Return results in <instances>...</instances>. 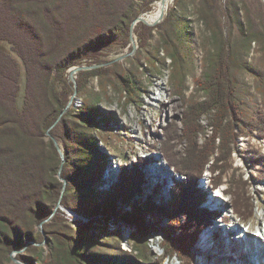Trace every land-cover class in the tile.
<instances>
[{"label":"trees","instance_id":"16d2710c","mask_svg":"<svg viewBox=\"0 0 264 264\" xmlns=\"http://www.w3.org/2000/svg\"><path fill=\"white\" fill-rule=\"evenodd\" d=\"M158 1L148 0L138 9L136 0H0V42L13 46L28 74L25 109L20 112L16 62L0 45V264H7L10 255L24 251L29 242L36 245L26 250L36 255L45 238L52 252L42 264H121L120 253L127 255L125 264H140L148 253L143 231L148 220L154 218L169 221L161 230L165 239L164 258L177 257L182 264H193L191 251L198 233L216 222L215 214L206 206L208 192L200 187V181L210 173L218 175L212 178L214 188L224 185L234 168L239 133L245 132L247 125H253L264 135V114L258 112L257 123L245 121L237 102L236 85L225 78L229 62L238 70L242 68L244 49L262 37L259 32L245 33L240 26L242 41L231 51L227 50L215 15L219 1L202 0L201 18L214 31L217 49L207 60L204 76L197 81L207 100L204 103L188 100L182 130L175 122L165 130L166 140L162 142L160 153L183 178L173 181L169 202H158L150 193L142 202L134 200L144 196V168L148 166V159L140 160L132 169H118L119 175H115L112 186L100 189L105 173L113 166L106 148L99 145L103 142L99 132L103 127L109 128L110 121L107 122L106 114L98 107V97L93 104L84 103L80 111L70 109L52 128L74 94L68 71L84 65L107 64L103 59L117 47H129L132 24L151 12L152 5ZM183 1L176 0V7ZM225 2L228 13H235L236 0ZM155 31L163 35L168 58L181 75L187 39L184 31L175 28L173 13L155 27L144 23L136 26L134 33L140 40L141 51L135 59L140 61L141 52L148 47ZM122 66L114 63L80 72L78 96L85 94L89 80L98 79L103 90L119 86L121 93L129 94L130 101H134L133 94L137 90L131 80L138 73L137 66L135 64L131 70ZM59 85L61 91H58ZM258 91L264 99L263 80ZM203 116L210 117L208 128L200 122ZM200 136H205L202 144ZM53 138L62 143L66 159L62 178L68 185L62 206L91 222H70L59 209L51 221L42 226L43 232L37 233V228L53 215L62 196L63 183L58 179L62 160ZM182 142H186L187 147L180 154L177 147ZM106 147L109 146L106 144ZM236 179L233 174L227 194L236 189L234 211L246 220L253 210L244 198L246 184L242 178ZM95 197L99 199L94 200ZM123 203H130L125 206L127 210L121 209ZM243 210L249 212L244 214ZM99 217L105 219L102 229L93 224ZM113 217L136 227L138 235H131L129 243L132 253L142 255L140 258L122 251L121 238L117 240L108 232L106 224ZM17 257L24 263L33 264L35 260V256L25 258L20 253ZM155 263L162 264V260Z\"/></svg>","mask_w":264,"mask_h":264},{"label":"rangeland","instance_id":"374dc122","mask_svg":"<svg viewBox=\"0 0 264 264\" xmlns=\"http://www.w3.org/2000/svg\"><path fill=\"white\" fill-rule=\"evenodd\" d=\"M218 1V10H216L215 15L224 33L227 50L231 51L234 45L242 41L240 26L244 28L245 33L251 34L259 32L262 36L259 40L251 42L247 50L244 49L245 53L242 58L243 63L241 69H236L232 62L228 63V75L225 77L227 79L226 81L236 85L237 102L240 104L243 119L245 121L253 120L257 123L260 120L258 112L264 114V99L258 91L260 80L264 81V0H236L235 13H228V10H226V0ZM136 2L138 9H140L141 6H145L148 3V0H136ZM181 3V6L176 7V0H174L165 16L166 19L169 14L173 13L175 28L178 31H184L186 33L187 49L185 51L188 53L184 51L186 59L181 75H178L177 69L174 68L173 63L168 58L167 48L162 41L163 35L160 34V31L154 32V38L149 42L148 47L141 52L142 58L138 62L135 56L141 51L140 40L137 34L134 33V43H131L127 48L117 47L108 57L103 59L106 62H111L119 57L126 56L124 60L117 62L121 63L123 65L122 68L126 70H131L132 66L136 64L138 73L131 80L132 85L134 84L137 90L133 94L134 101H130L129 94L121 93L119 86L116 88L109 87L106 91L100 86L99 80L94 79L89 80L88 89L85 94L74 97L71 107L75 111H80L84 103L89 101L93 104L96 97H98L100 102L98 107L103 114H106L107 122L110 121V127H103L99 132V138L103 140L99 145L102 148H106L105 152L109 158L111 156V166L113 168H109L107 173H105V182L103 188L100 187V189L106 190L112 186L115 175H119L118 169L123 167L132 169L139 164L138 162L140 160L148 158V166L144 168V172L146 173V186L142 189L144 196H139L140 198L134 199L137 203L146 200L148 193L152 194L159 202L161 200L163 202L170 201L171 193H169L168 185L172 184L175 180L180 181L183 178L167 164L160 153L162 142L166 140L165 129L168 125L175 122L179 126L180 131L182 130V118L188 100L198 103H204L207 100L205 93L200 90L197 81L204 76L208 67L207 60L217 49L216 38L214 31L210 30L207 25L208 23L206 21L204 22L201 18L202 0H184ZM155 5L156 3L152 5V9H154ZM235 18L238 20V23ZM165 32L163 31V33ZM0 45L5 48L7 53L16 62L18 70L17 86L19 88L17 105L20 112H23L26 104L28 77L26 66L18 54L13 51L12 45L6 42H0ZM155 55L156 59H153ZM72 69L68 71V80ZM79 74L75 76L76 87L78 86L77 80ZM182 77L183 83L181 82ZM71 84L75 89V84ZM61 90L62 86L59 85L58 91ZM76 100L81 102V108H76ZM209 118V116H203L200 120L205 128H208ZM113 120L114 122H111ZM252 126L247 125L245 132L239 133L238 151L233 156L234 168L230 171L228 177L225 178L224 185L220 187V190L222 189L225 193L229 191L233 174L236 175V180L242 178L246 184L244 188L245 201L250 205L249 209L253 210L252 216L246 219L248 220L247 224L257 225L258 222L260 223V219L264 217V135L262 136V133L256 127L253 128ZM161 127L163 128V132L160 130ZM204 140L205 136H200L199 141L201 144ZM58 143L64 152L62 143ZM95 144L97 146L96 141ZM106 144L109 147H106ZM186 147V142L179 143L177 151L183 154ZM114 155L116 157H112ZM118 155L120 158H118ZM155 162H157L156 165L154 164ZM162 174L163 176L160 177ZM206 174V177L203 178L206 180L204 189L208 192V198H211V205H215V196L213 193L211 194L212 191L208 189L207 184H212V178L215 179L218 175ZM236 192V189L232 190L225 198L220 200L224 208H222V212H219L226 214L225 217H222L223 224L219 223V225H213V227L209 226L207 229L198 233L197 236L198 238L200 237V242L195 244L191 251L193 264H202L203 258H208L209 264H215L217 261H220L222 264H238L236 261H232L234 258H225L224 256L223 258L219 256L221 252L218 250L215 253L208 250L212 248L213 244L219 243L218 238L222 234L221 231H229L230 228L228 226L235 219L240 225L239 228L243 230L248 228V225L244 226L241 223L244 217L234 212L233 202L236 197ZM98 199V197L94 198V200ZM121 205V209L127 210L128 208H125V206H129L130 203L128 205L124 203ZM64 209L62 206L60 211H67L65 215L70 222H91V220L79 218L73 211ZM248 212V210H243L244 214ZM113 218L106 224V228L109 230L108 232L117 240L121 238L122 251L129 256L140 258L142 255L132 253L133 248L129 243L131 235H138L136 227L127 225L123 220ZM218 222H220V218L216 219V223ZM226 222L228 224H225ZM93 224L95 227L102 229L105 227V219L103 217L96 218ZM168 224L169 221L167 219L159 220L154 218L148 220L147 226L143 231L147 239L148 253L146 254V258L141 261L143 263L140 264H156L155 262L160 260H162V264H182L177 257L173 259L164 258L162 247L165 239L161 230ZM224 225H227V227ZM40 230L42 231V227L40 229L39 227L37 228V233H40ZM203 233H206L204 237ZM213 233L215 235L214 241L212 239ZM233 235L230 233V238L228 237L230 241H233V238L231 240ZM30 245L36 244L29 242L27 243L26 249ZM39 248L41 250L36 255L29 253L26 249L19 253L25 258H33L35 256L33 264H42V262L49 259L52 252L47 238L39 245ZM227 248H231V245L228 244ZM19 253L13 252L7 264H32L20 262L17 257ZM126 258V254L120 253L118 255L121 264H125ZM239 261L243 262V260Z\"/></svg>","mask_w":264,"mask_h":264},{"label":"bare ground","instance_id":"6f19581e","mask_svg":"<svg viewBox=\"0 0 264 264\" xmlns=\"http://www.w3.org/2000/svg\"><path fill=\"white\" fill-rule=\"evenodd\" d=\"M173 2H174V0H160V1L156 2L154 9L144 16L145 20L149 23H157L158 21L161 20V18L163 16L167 15V12L169 11ZM75 102H77L76 108H81V102L79 100H76ZM160 130H161V132H163L162 127L160 128ZM112 157H116V156L114 155ZM118 158H120V157L118 156ZM144 159H148V158H144ZM154 164L156 165L157 162H155ZM161 176H163V174L160 175V177ZM163 181H164V178H163ZM205 181L206 180H204V179H202L200 181L201 188H202V186H203V188L205 187V184H204ZM173 185H174V183L168 185L169 193L171 192L170 189ZM207 187L211 191L213 190L212 184L208 183ZM212 193L213 192H211V194ZM223 198H225V197H223ZM214 199H215L214 201L216 202L218 198L215 196ZM210 204H211V198H210V202L208 201L206 206L208 207L209 210H212L213 209L212 207L215 205H210ZM222 208H224L223 205H222ZM219 211H221V209L217 210V212H219ZM219 216L216 219L220 218V222H218V223L215 222V223H213V225H219V223L223 224V220H222L223 218L222 217H225L226 214L220 213ZM81 219L86 220L84 218H81ZM242 225L245 226V224H243V223H242ZM247 225H248V228L246 230H243V229L239 228L240 225L238 224V221L235 219L232 222V224H230L228 226L230 228L229 231H227V230L221 231L222 234L218 238L219 243L213 244L212 248L208 249V250L212 251V253H215V251L218 250L219 252H221V254L219 256H221V257L224 256L225 258H234L232 261H236L238 264H264V217L260 219V223L258 222L257 225H253L251 223H250V225L249 224H247ZM225 227H227V225ZM230 233L234 234L233 237H231V240L233 238V241H230V239H229ZM205 234L203 233V237ZM214 237H215V235L213 233V237H212L213 241H214ZM199 238H198L196 244H198V242H200ZM203 240H204V238H203ZM228 244L231 245V248H227ZM232 248H234V249H232ZM239 260H243V262H241ZM173 264H175V263H173ZM202 264H209L208 258H203ZM215 264H222V263L220 261H217V262H215ZM229 264H231V263H229Z\"/></svg>","mask_w":264,"mask_h":264},{"label":"water","instance_id":"95a60500","mask_svg":"<svg viewBox=\"0 0 264 264\" xmlns=\"http://www.w3.org/2000/svg\"><path fill=\"white\" fill-rule=\"evenodd\" d=\"M145 15H146V14L140 16V17H139V18H138V19L132 24V28H131V37H130V41H131V43H134V30H135L136 26H137L139 23H144V24H147V25H149V26H155V25L161 24V22H164V21H165V16H163V17L161 18V20L158 21L157 23H149V22H147V21L145 20V18H144ZM125 58H126V56H122V57H119V58H117V59H115V60H112L111 62H108L107 64H103V65H100V66H97V65H94V66H83V67H77V68L72 69V71H71V73H70V75H69V81H70L71 83H74V84H75V89H74L73 97L71 98V101L69 102V104H68L66 110L63 112V114L60 116V118H59L58 121L54 124V126H53L52 128H55V127L59 124V122L61 121V119L63 118V116H64V115H65V114L71 109L72 104H73V101H74V97H76V96L78 95L77 87H76V78H75V76H76L77 74H79L80 72H84V71H92V70L97 69V68H99V67L110 66V65H112V64H114V63H117V62H120V61L124 60ZM49 136H50V134H49ZM53 141H54L55 146H56V148H57V150H58L59 156H60V158H61V160H62L61 165H60V168H59V172H58V179L63 183V190H62V196H61V198H60V200H59V202H58V204H57V206H56V208H55V210H54L53 215H52L48 220H46V221L41 225V227H42L45 223L50 222L51 219L57 214V211L62 207V199H63V197H64V193H65V191H66V189H67V185H68L67 180L64 179V178H62V173H63L64 165H65V162H66V160H65V154H64V152L62 151V149L60 148V145H59V143L57 142V140L53 138ZM42 232H43V229H42Z\"/></svg>","mask_w":264,"mask_h":264},{"label":"built area","instance_id":"2783aa9c","mask_svg":"<svg viewBox=\"0 0 264 264\" xmlns=\"http://www.w3.org/2000/svg\"><path fill=\"white\" fill-rule=\"evenodd\" d=\"M65 210V209H64ZM65 214H67V211L65 210V211H63ZM70 216V215H69ZM72 217V216H71ZM73 220H76V219H73ZM81 220V219H80Z\"/></svg>","mask_w":264,"mask_h":264}]
</instances>
